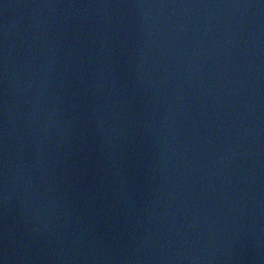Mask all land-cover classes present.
Segmentation results:
<instances>
[{"label": "water", "instance_id": "obj_1", "mask_svg": "<svg viewBox=\"0 0 264 264\" xmlns=\"http://www.w3.org/2000/svg\"><path fill=\"white\" fill-rule=\"evenodd\" d=\"M2 264H264V0H0Z\"/></svg>", "mask_w": 264, "mask_h": 264}, {"label": "clouds", "instance_id": "obj_2", "mask_svg": "<svg viewBox=\"0 0 264 264\" xmlns=\"http://www.w3.org/2000/svg\"><path fill=\"white\" fill-rule=\"evenodd\" d=\"M0 264H2V262H0Z\"/></svg>", "mask_w": 264, "mask_h": 264}]
</instances>
